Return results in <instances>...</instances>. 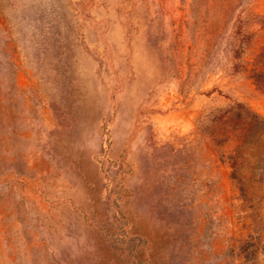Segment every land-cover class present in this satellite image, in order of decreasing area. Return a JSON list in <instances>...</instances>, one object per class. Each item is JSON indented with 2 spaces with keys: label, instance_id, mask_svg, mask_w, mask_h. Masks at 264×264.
<instances>
[{
  "label": "rangeland",
  "instance_id": "obj_1",
  "mask_svg": "<svg viewBox=\"0 0 264 264\" xmlns=\"http://www.w3.org/2000/svg\"><path fill=\"white\" fill-rule=\"evenodd\" d=\"M0 264H264V0H0Z\"/></svg>",
  "mask_w": 264,
  "mask_h": 264
},
{
  "label": "trees",
  "instance_id": "obj_2",
  "mask_svg": "<svg viewBox=\"0 0 264 264\" xmlns=\"http://www.w3.org/2000/svg\"><path fill=\"white\" fill-rule=\"evenodd\" d=\"M241 107L244 108V106H241ZM233 108L234 107H230L228 109L222 110V112H220L218 116L215 117V119L213 120V123L214 124L223 123L227 119L229 113L233 110ZM244 109L251 115L252 112H250L247 108H244ZM256 117L258 118V116Z\"/></svg>",
  "mask_w": 264,
  "mask_h": 264
}]
</instances>
